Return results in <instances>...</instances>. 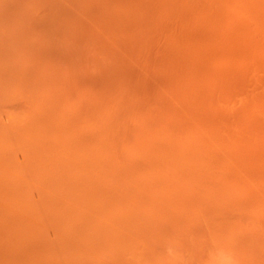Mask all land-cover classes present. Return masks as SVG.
I'll return each mask as SVG.
<instances>
[{"label":"bare ground","instance_id":"obj_1","mask_svg":"<svg viewBox=\"0 0 264 264\" xmlns=\"http://www.w3.org/2000/svg\"><path fill=\"white\" fill-rule=\"evenodd\" d=\"M252 22L264 0H0V264H201L187 236L255 196H229L251 183L230 184L251 146L229 147L218 105L257 48Z\"/></svg>","mask_w":264,"mask_h":264},{"label":"rangeland","instance_id":"obj_2","mask_svg":"<svg viewBox=\"0 0 264 264\" xmlns=\"http://www.w3.org/2000/svg\"><path fill=\"white\" fill-rule=\"evenodd\" d=\"M253 23V24H252ZM252 23H250V24H252V25H255L256 24V22H252ZM258 23H260V22H258ZM258 23L256 24V29L259 31H257L256 32V35H255V37L257 38V40L256 39H253L254 38V36L253 37H249V39H251V41H252V43L254 42V45H255V47H257V48H255V50H254V54L252 53V52H250L249 51V53H247V55H245V59L243 60V62L244 63H242V64H244V65H246V66H243L239 71V73H241L240 75H241V78L240 77H238V79H237V81H236V86H231V84L229 85V86H231L232 88H234V90L232 91L228 86H226L225 85V90L227 89V91H229L230 90V93H233V94H231V95H229L230 93L228 92V94H227V92L224 90V89H222V91H223V96L222 97H225L224 98V100H226V99H229L228 101H230V102H233L234 101V103H229L228 104V102H227V100H226V102L224 101H220V99H219V101H218V105H219V107L222 109V115L223 116H221V118H224L225 116V118L226 119H228V121L227 120H225V118H224V120L225 121H227V125H226V127L229 129V128H232L233 130L232 131H234V133L233 132H231V135H230V132L229 131H231V129L228 131V129H226V127H225V130L226 131H223V133L224 132H226V134H227V132H229L227 135L228 136H230V138L232 137L233 138V140H232V138L231 139H229L228 141L230 142V145H232V146H230L229 145V147H233V143H232V141L233 142H236L237 144H239L240 143V147L238 146V145H236L237 147H239V148H241L240 150H241V154L243 153V150H244V153H245V151L246 152H250L251 153V156H249L250 155V153H249V155L247 156L246 155V153L244 154V156H247V157H242L241 156V154H240V151L238 152V154H239V157H242V158H239V159H241V160H239L238 161V163H243V164H234L233 166H231L232 167V169H234V168H237V169H241V167L243 168V166H249V168H253V167H250V164L247 162L248 161V159L249 158H254L253 160L251 159H249L250 161H252L251 162V166H254L253 164H255V167H256V164H257V162H259V160L261 159V160H263V161H261V163H260V167L258 168V167H256V168H258V169H254V170H250L249 168H246V167H244L243 168V170H239V171H251V173L250 172H247V173H249V174H251V175H249V174H247V176L245 175V177H246V179L245 180H248L247 182H251L252 183V181H253V184L254 183H256V184H258V186H256V187H254L255 186V184H254V186H253V184H251V183H247L246 181H243L245 184L247 183L248 185H252L253 186V188H252V186H251V188H248V189H250V190H247V187H248V185L246 186V188L244 187L245 186V184L244 183H241L242 182V178H243V175L244 174H246L245 172L243 173V172H239V175H236V179H237V181H238V183L236 184L235 182L236 181H233V182H230L231 180H233V178L232 179H229V181H227L226 183H228L229 184V182H230V184H232V186H233V189H235L236 187H235V185L238 187V186H240L241 184H244V188H239L240 189V194H237L238 192H236V190H238L237 188H236V190H235V192L234 193H230L231 195H229V196H231V198H237V199H239V196H241V198L242 197H245L248 193H250V192H252L253 194H255V196H253L252 198H247L248 196H246L245 197V199L247 200L246 202H244V200H243V198H242V202H244L245 204L244 205H241L240 207H237V208H234V209H229V210H227V212L225 213V217H224V219H223V225H218L217 223H215V222H213V221H210L211 223H215V224H211V226H210V228L208 227V229H206V231L204 232L206 235H207V237L209 238V240L206 238V235H204L203 237H202V235H203V233L201 234L200 232H198V231H195V232H193V233H191V235H193V234H195V235H193L192 236V239H191V235H188L187 237H188V240H189V238H190V240L191 241H193V243H191V241H189V242H187V243H191V244H189V246H187V248H189V251H188V253H184V255L185 254H190L191 252H192V254H190V256L192 255H195V257L194 258H196V259H200L199 261L201 262V264H205V262L207 261V259H206V257H211L212 258V260L214 261V260H216L215 261V263H218V264H264V254L263 253H261V252H264V245H263V243H264V239H261L263 242H260V243H262V244H260L259 243V240H260V238L262 237L263 238V236H264V225H262L263 223H264V210H261V208H263L264 207V192H262V190H264V189H262V185L264 184V176H263V174H264V172H262V170L264 169H262V167H264V159H262V158H260L261 156L263 157L264 155H261V154H263V150H264V148H259V149H261V150H259L258 149V146L260 147V146H262V145H264L263 143H264V141L263 140H258V137H260L261 139L262 138H264V136H263V128L261 127V126H264V121H262V123L260 122L261 121V119L262 120H264V109L262 108V107H264V91H263V85H264V78L262 77V76H264V75H262V73L261 72H263V74H264V65H263V62L261 63V61L264 59V41L262 42L260 39H264V35L262 36V33H264V28H262V27H264V26H261V25H264V24H261L260 23V25H258ZM261 26V27H260ZM259 28V29H258ZM261 29L263 30V31H261ZM260 32H261V34H260ZM259 34V36H258V34ZM261 36H262V38H261ZM259 40V41H258ZM250 41V40H249ZM250 41V42H251ZM256 42V43H255ZM254 47V46H253ZM260 47V48H259ZM261 52H260V51ZM263 50V51H262ZM248 52V51H247ZM237 52L235 51V52H233L232 53V58H233V61L231 60V62L233 63V65H235V61H234V59H236L234 56H235V54H236ZM242 53V52H241ZM251 53V54H250ZM250 56H249V55ZM253 55V56H252ZM256 55V56H255ZM230 56V57H231ZM252 56V57H251ZM249 57V58H248ZM262 57V58H261ZM260 59H261V61H260ZM256 60V61H255ZM252 63H251V62ZM256 62V64H255V62ZM259 61V62H258ZM227 63V62H226ZM226 63L223 65V67L225 68H227L228 66H226ZM251 63V64H250ZM254 63V64H253ZM260 63V64H259ZM248 64V65H247ZM228 65V64H227ZM258 65H260V66H258ZM252 66V67H251ZM255 66V67H254ZM251 67V70L249 69V68ZM253 67H254V69H255V76H253ZM246 68V72H247V74H249L248 76H250L251 78H248V76H247V74L246 75H244V76H242L244 73H246L245 72V69ZM259 68V69H258ZM260 68H262V69H260ZM248 69L250 70V71H248ZM258 69V70H257ZM244 71V72H243ZM261 71V72H260ZM249 72H252V73H249ZM259 72H260V74H259ZM259 77H258V76ZM262 75V76H261ZM248 78V79H247ZM253 78L255 79V80H253ZM244 79H246V81L244 80ZM249 79H251V80H249ZM242 80H244L243 82H242ZM230 81V80H229ZM247 81H249L248 83H247ZM251 81V82H250ZM257 81V82H256ZM235 82V81H234ZM233 82V83H234ZM242 82V83H241ZM229 83V82H228ZM238 83H239V85H238ZM245 83H247V85L245 84ZM258 83V84H257ZM255 85L256 87H254V86H251V85ZM262 84V85H261ZM241 85V87L243 88H246V89H242L241 87H239ZM243 85V86H242ZM247 87H250V89L249 88H247ZM250 85V86H249ZM257 85H260L259 86V88L257 89ZM239 87V88H238ZM229 88V89H228ZM256 90V94L254 93V89ZM239 89H241L240 91H239ZM260 89H262V92H261V90ZM236 90V91H235ZM248 92H247V91ZM225 91V92H224ZM237 91H239V93L237 92ZM245 91V92H244ZM221 92V91H220ZM241 92H244V93H241ZM234 93H235V95H236V93H238V94H240V96L237 94V98H236V96H234ZM241 94H242V96H241ZM243 94L245 95V94H247V95H245L244 97H243ZM258 94H259V97H257L258 96ZM232 95L236 98H234V97H232ZM249 95H251L252 96V98H254V100L256 99V98H260V99H256L255 101L256 102H252L253 100L251 99V97H249ZM255 95V96H254ZM246 96H248V98L246 97ZM243 97V98H242ZM248 99V101H249V99H251L249 102H250V104H249V106H248V103L249 102H247V99ZM240 99V101H238L237 99ZM244 98L246 99V100H244ZM235 99V100H234ZM236 100H237V103L239 104L240 102V105H238L237 103H236ZM244 101H246V103H244ZM258 102V103H257ZM242 103H243V105H242ZM254 103H255V105H254ZM257 103V104H256ZM231 104H233V105H231ZM235 104V105H234ZM245 104H247V106L250 108V110H249V108L245 105ZM260 106V107H259ZM252 107H256V109H254V108H252ZM259 108H261V110L259 109ZM246 109V110H245ZM251 109H253V110H251ZM254 110H256V111H254ZM259 110V111H258ZM18 111V110H17ZM20 111V110H19ZM16 112L15 113V111H14V113H15V115H11V117H13V118H11V119H15L16 118V121L18 122V121H20V117H18L17 118V116H21V117H23V116H26L27 114H25V113H21V112ZM23 111H25V110H23ZM26 112V111H25ZM254 112V113H253ZM13 112H12V114H14ZM224 113V114H223ZM258 113V114H257ZM227 114V115H226ZM261 116H260V115ZM17 115V116H16ZM225 115V116H224ZM259 115V116H258ZM232 117V120H234V118H236V119H238V122L240 121V123L242 124V125H240L236 120L233 122V121H231L230 119H231V117ZM257 117V118H256ZM261 119H260V118ZM27 118V116L25 117V119ZM230 118V119H229ZM241 118V119H240ZM255 118H256V120H255ZM23 119H24V117L22 118V124H24V122L26 121L25 119V121L23 122ZM244 119H245V121H244ZM258 119H260V121L258 120ZM231 121V123H229L230 121ZM15 121V120H14ZM13 122V121H12ZM17 122H15L14 124H18ZM233 122V123H232ZM261 123V126H259V124H258V126H259V130H258V128H257V123ZM236 123V128H237V130H235L236 128H234L235 126H234V124ZM233 125V127L231 126V125ZM263 124V125H262ZM238 125V126H237ZM19 126H22L21 125V122H20V125ZM241 126H243L242 127V129L243 130H245V132L244 131H240V129H241ZM244 126L246 127V128H244ZM248 128V129H247ZM241 129V130H242ZM257 130H258V132H257ZM235 131H237V133L235 132ZM241 132V133H240ZM240 133V134H239ZM244 133V134H243ZM249 133V134H248ZM255 133H257V135H259L258 137L256 136V134ZM225 134V133H224ZM235 134V135H234ZM239 135V138H238V136H236V135ZM246 134V135H245ZM243 135H245L246 137H244ZM234 136V137H233ZM236 136V137H235ZM242 136V137H241ZM247 136H249V137H251V140H249V137L247 138ZM261 136H263V137H261ZM257 137V138H256ZM238 138V139H237ZM241 139H243V142H245L244 140H248V141H246V143H254L253 141L255 140H258L257 142H256V148L252 145V143H251V145H249V144H244L243 142H241L240 140ZM231 140V141H230ZM238 141H239V143H238ZM260 141L262 142V145H260L261 143H260ZM235 143V144H236ZM234 144V145H235ZM242 144V145H241ZM245 147V148H242V147ZM247 146H251V148H250V151H247L248 149H249V147H247ZM253 146V147H252ZM235 147V146H234ZM263 147V146H262ZM248 148V149H247ZM255 152H253L252 150ZM237 150V149H236ZM259 153H258V152ZM247 153V154H248ZM257 153V154H256ZM259 155H261V156H259ZM255 156V157H254ZM259 157L260 159L258 160V159H256V157ZM257 157V158H258ZM247 161H246V160ZM243 160V162H241ZM257 162H256V161ZM253 161L255 162V163H253ZM246 163H248V164H246ZM259 164V163H258ZM257 164V166H259ZM239 165V166H238ZM242 165V166H241ZM230 166H229V169H231L230 168ZM234 167V168H233ZM254 167V168H255ZM231 169V171H235V169L234 170H232ZM237 169H236V172H237ZM259 169L261 170V171H259ZM252 171L254 172V174L252 173ZM259 171V173H261L262 174V176H261V174H259V173H257L256 175H255V173L256 172H258ZM232 175H234V174H236V173H231ZM253 174V175H252ZM230 175V173H228V176ZM260 175V178H258V176ZM228 176H226V179H227V177ZM238 176H240V177H238ZM250 177V179H249V177ZM252 177H256V178H252ZM230 178H231V175H230ZM251 178H252V181H251ZM261 178H263V179H261ZM235 178H234V180H236ZM261 180L260 182H259V180ZM257 181V182H255V181ZM259 182V183H258ZM261 185V186H260ZM264 186V185H263ZM231 187V186H230ZM261 189H260V188ZM255 190V191H254ZM260 190V191H259ZM239 191V190H238ZM243 191L246 193L247 191H249V192H247V194H245V193H243ZM231 192V191H230ZM242 193L244 194V196H242ZM233 194V195H232ZM251 194V193H250ZM257 194V195H256ZM254 201V202H253ZM255 202H257L256 204H257V206H256V204H255ZM261 202H263V203H261ZM254 203V204H253ZM259 203H261L262 204V206H261V204H259ZM259 204V205H258ZM255 205V206H254ZM258 206H261V208L260 207H258ZM248 208H250V209H248ZM241 209V210H240ZM255 209V210H254ZM258 211H257V210ZM249 210V211H248ZM251 210V211H250ZM253 210L254 211H256L257 212V214L256 213H254L253 212ZM261 210V211H260ZM248 212V213H247ZM251 212H253V214L251 213ZM259 212V213H258ZM262 213V214H261ZM254 216V218H253V216ZM261 214V215H260ZM252 217H251V216ZM255 216L257 217V216H259L260 217V219H261V221L259 220V217H257V218H255ZM249 219V220H248ZM251 219H253V221L251 220ZM246 221V222H245ZM255 221H257V223L259 224V226L257 225V224H255L256 222ZM260 221V222H259ZM225 222H227V225H226V223ZM253 222H255V223H253ZM248 223V224H247ZM251 223H252V225H256L255 227H256V229L254 228V226H251ZM260 223H262V224H260ZM242 225L243 227H241V226H239V225ZM250 224V225H249ZM228 226H232V227H230V228H228ZM239 226V228H237ZM245 226V227H244ZM246 226H247V228H248V231H249V234H248V232L246 231L247 229H246ZM249 226L251 227V228H249ZM263 226V227H262ZM257 227L259 228V229H262V233L261 232H259V231H257L258 233H257V235H256V233H254L256 230H257ZM212 228H214L213 230H212ZM221 228V229H220ZM226 228V229H225ZM236 228V229H235ZM243 228H245V230L243 229ZM229 229V230H228ZM250 229H252V230H254V231H252V230H250ZM218 230H219V232H220V235H219V232H218ZM226 230H227V232H226ZM242 231V232H244V231H246L247 232V235H246V232H244V234L242 233V235L240 234L241 232H239V231ZM233 233H232V232ZM238 231V232H237ZM213 232V233H212ZM230 232H231V235H229V236H231V238L232 239H234L233 240V242L234 241H236L237 239H238V241H236L235 243H232V244H230V242H229V240L228 239H230V241H232V239L231 238H229V236L227 235V236H225L226 234H230ZM254 233V234H253ZM232 234H236L235 236L234 235H232ZM251 234V236L249 237V235ZM260 234V235H259ZM200 235V236H199ZM211 235H212V237H211ZM262 235V236H261ZM185 236V235H184ZM184 236H182L183 238H185V239H187V237H184ZM221 236V237H220ZM234 238H233V237ZM236 236L237 237H239V238H236ZM247 236V237H246ZM254 236H256V237H260L259 239L257 238H255ZM194 237H195V239H196V241L194 240ZM202 239H201V238ZM211 237V238H210ZM221 239H220V238ZM224 237V238H223ZM228 237V238H227ZM214 240H213V239ZM227 238V239H226ZM236 238V239H235ZM187 240V241H188ZM197 240L200 242V240L202 241V242H197ZM204 240V241H203ZM217 240V241H216ZM242 240V241H241ZM249 242H252V240H253V242L255 243V244H252V243H249ZM258 240V241H257ZM196 243H195V242ZM212 241V242H211ZM214 241V242H213ZM244 241V242H243ZM255 241H257V243H259L261 246H259V244L257 245V243L255 242ZM229 242V243H228ZM241 242H243V244H238V243H241ZM248 242V245L246 244ZM210 244V245H208V244ZM192 244H193V246H192ZM197 244V246L199 247H197V246H194V245H196ZM200 244V245H199ZM205 244H207V246H205ZM250 244L252 245L251 247L252 248H250ZM188 245V244H187ZM201 245H202V247H201ZM233 245H235V248H236V245H237V249H233ZM253 245H254V249H253ZM256 245V246H255ZM192 248H191V247ZM260 247L259 249L258 248H256V247ZM193 247H195L196 249H200V250H196L195 248H193ZM206 247V248H205ZM230 247V248H229ZM261 247H262V249H263V251H262V249H261ZM252 249V250H250V249ZM193 249H195V251H197V252H194V250ZM213 249V250H212ZM249 249V250H248ZM255 249L257 250V251H255ZM204 250V251H203ZM212 250V251H211ZM258 250H260L261 252L259 253V251ZM198 251H200V252H198ZM208 251V252H207ZM236 251V252H235ZM252 252V254H250V252ZM193 252H194V254H193ZM201 252H203L202 253V255H201ZM211 252V253H210ZM257 254V255H255V253ZM183 253H180L181 255H183ZM178 255V256H181V255ZM207 255H211V256H207ZM214 258V259H213ZM203 259H206V261L205 260H203ZM218 259L219 260H221V263H220V261H218ZM204 262H203V261ZM210 262L212 261L211 259H208ZM253 260V261H252ZM218 261V262H217ZM207 263H209V262H207ZM209 264H212V262L211 263H209Z\"/></svg>","mask_w":264,"mask_h":264}]
</instances>
